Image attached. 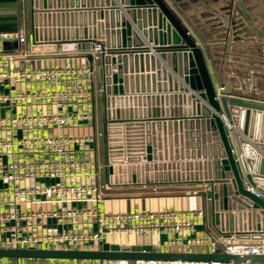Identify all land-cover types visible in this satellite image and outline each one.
Masks as SVG:
<instances>
[{
  "label": "water",
  "instance_id": "water-1",
  "mask_svg": "<svg viewBox=\"0 0 264 264\" xmlns=\"http://www.w3.org/2000/svg\"><path fill=\"white\" fill-rule=\"evenodd\" d=\"M28 18L31 52L91 50L97 40L108 50L97 68L105 185L202 186L222 244L264 245V103L228 86L217 96L202 49L166 0H28ZM0 259L264 264V255L105 240L90 249L0 247Z\"/></svg>",
  "mask_w": 264,
  "mask_h": 264
},
{
  "label": "built area",
  "instance_id": "built-area-1",
  "mask_svg": "<svg viewBox=\"0 0 264 264\" xmlns=\"http://www.w3.org/2000/svg\"><path fill=\"white\" fill-rule=\"evenodd\" d=\"M9 37H14L21 47L15 53L2 56L6 67L0 70V84L25 81L45 84L46 88L0 93V109L8 113L0 116V247L90 249L107 235H125L164 237V247L176 252L204 249L227 255H264V245L226 246L219 237L195 233L204 220L203 209L101 212L97 204L103 200L101 190L106 186L98 180L95 143L100 133L93 126L92 133L74 130L89 129L93 125L90 81L100 56L108 50L97 40L91 50H85L92 57L86 65L21 70L16 68V61L25 60L30 54L29 49L22 48L25 34L21 27L15 32H0V40ZM60 50L75 52L77 48L75 43H69L61 45ZM223 88L216 86L217 96ZM22 106H38L43 110L16 113ZM64 130L71 132L64 133ZM73 202L92 205L70 207L68 204ZM67 222H80L81 227L54 230L53 227ZM5 264L234 263L15 260Z\"/></svg>",
  "mask_w": 264,
  "mask_h": 264
},
{
  "label": "crops",
  "instance_id": "crops-1",
  "mask_svg": "<svg viewBox=\"0 0 264 264\" xmlns=\"http://www.w3.org/2000/svg\"><path fill=\"white\" fill-rule=\"evenodd\" d=\"M181 22L190 29V33L202 46L209 71L215 86H228L229 95L264 103V0H166ZM21 27L26 38L22 45L31 49L29 41L28 0H0V32H15ZM190 27V28H189ZM19 43L14 37L0 40V70L6 67L2 56L18 51ZM87 51H51L31 52L25 60L16 61L18 69H41L53 67L83 66L89 63ZM94 74L90 84L93 88V109L95 96L100 98V83L97 89ZM32 89L46 88L45 84L10 81L0 84V93H17ZM31 110H43L38 106H22L16 113ZM14 112V113H15ZM6 109H0V116H6ZM92 124V123H91ZM92 126L97 132L95 116L93 125L75 132L90 131ZM101 130V128H100ZM69 133L71 130H64ZM100 133V131H99ZM97 141V139H96ZM95 143L96 161L97 151ZM99 183L105 185L101 165ZM101 190L103 200L97 204L101 212L116 214L131 211H158L173 209L188 211L203 209L205 217L196 227L197 234H208L218 237L211 226L209 202L198 194L202 186L197 187H162V188H129L110 189L107 185ZM70 207L83 208L92 204L73 202ZM95 205V203H94ZM37 208H40L37 206ZM80 222H67L61 226H51L54 230L61 228H79ZM49 227V225H47ZM164 237L133 238L125 235H107L105 241L120 244H152L155 250L175 251L165 248ZM94 248V247H91ZM189 252V251H187ZM190 252H205L194 249ZM15 260H9L13 263ZM2 261L0 264H5Z\"/></svg>",
  "mask_w": 264,
  "mask_h": 264
},
{
  "label": "rangeland",
  "instance_id": "rangeland-1",
  "mask_svg": "<svg viewBox=\"0 0 264 264\" xmlns=\"http://www.w3.org/2000/svg\"><path fill=\"white\" fill-rule=\"evenodd\" d=\"M189 32H191L190 29H189ZM197 45L202 49V46L198 42H197ZM97 68H98V65L96 64V69H95L96 82L94 84L95 89H97V87L99 86V78H98ZM94 98H95V112H94L95 125H96V129H97V133L99 134L100 124L102 121V102H101L100 98L98 97V94H96V96ZM96 143H97V145H96L97 162H98V164L101 165V162H102V140H101V137L99 135L97 137ZM2 261H5L4 263H9L8 259H0V263H2Z\"/></svg>",
  "mask_w": 264,
  "mask_h": 264
},
{
  "label": "bare ground",
  "instance_id": "bare-ground-1",
  "mask_svg": "<svg viewBox=\"0 0 264 264\" xmlns=\"http://www.w3.org/2000/svg\"><path fill=\"white\" fill-rule=\"evenodd\" d=\"M228 127H230V125L228 124Z\"/></svg>",
  "mask_w": 264,
  "mask_h": 264
}]
</instances>
